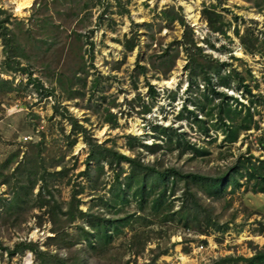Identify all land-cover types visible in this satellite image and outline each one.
Returning <instances> with one entry per match:
<instances>
[{
  "label": "rangeland",
  "instance_id": "374dc122",
  "mask_svg": "<svg viewBox=\"0 0 264 264\" xmlns=\"http://www.w3.org/2000/svg\"><path fill=\"white\" fill-rule=\"evenodd\" d=\"M19 2L0 0V19L9 18L6 24L19 35L26 53L25 70L9 71L3 64L5 47L0 38V77L12 80L11 89L0 91V264H24L28 257L32 264H56L29 249L10 256L8 248L23 241H33L69 263L75 261L76 248L84 264H236L220 260L228 255L252 256L264 248V192L254 190L256 179L243 177L240 187L228 186L217 197L208 194L206 185H192L186 178L190 173L219 176L251 156L264 160V0H31L29 7L18 10ZM187 5L196 9L197 19L189 16ZM206 6L223 15L226 33L210 28L202 15ZM165 10L180 18L166 17ZM182 18L193 27L197 45L231 63L223 70L231 71L230 87L220 90L251 106L254 113L255 127L233 143L215 128L220 125L217 115L209 117L201 110L205 93L213 99L210 104L221 100L206 90L204 81L190 88L188 53L180 43L185 32ZM247 25L257 26L254 35L261 48L255 53L235 31L236 27L243 33ZM75 33H81L80 41ZM127 40L135 44L132 50L125 46ZM82 55L86 65L74 75ZM165 59L173 60L170 71ZM139 65L147 71L140 72ZM233 67L240 75L232 73ZM241 77L252 94L244 90ZM151 86L157 93H151ZM186 103L204 123L194 121L187 110L182 120L178 117ZM108 109L116 115L117 126L106 121ZM155 123L185 132L182 143L164 137L154 129ZM200 124L208 128V135ZM129 134L154 144L153 148L138 142L130 148ZM89 140L138 155L160 169L180 171L183 177L174 183L171 209L144 211L133 197L123 208L111 205L112 168L105 164L98 170L90 161L91 176L80 174L88 166ZM188 144L204 149L197 154L186 148ZM45 164L50 170L65 167L68 172L49 177L46 198L53 195L66 210L73 185L81 184L75 203L90 215L68 223L60 212L54 214L65 220L59 228L49 213L53 201L40 207L37 195L43 181L36 179ZM121 165L128 167L126 162ZM33 183L29 191L26 187ZM188 187L196 196L188 202L192 209H182ZM18 189L23 192L17 203ZM126 213L134 214L132 223L115 233L108 245L89 251L87 241L81 240L71 246V235L79 234L81 226L89 229L87 220L93 215L113 218Z\"/></svg>",
  "mask_w": 264,
  "mask_h": 264
},
{
  "label": "trees",
  "instance_id": "16d2710c",
  "mask_svg": "<svg viewBox=\"0 0 264 264\" xmlns=\"http://www.w3.org/2000/svg\"><path fill=\"white\" fill-rule=\"evenodd\" d=\"M164 12L166 14V17L172 20H174L175 18H180L178 13L170 14L168 10H165ZM202 15L206 18L210 28L213 31L226 33V23H224V17L214 8V6H206L205 8H203ZM8 22L9 18H5L3 20L0 19V38H2L5 47V57L3 64L9 71L17 70L20 68L25 70V67L22 64V58L26 56V53L24 52L25 45L21 44L18 38L19 35L16 32L14 33L13 30L9 28V25L6 24ZM181 24L184 25L185 32L183 35V40H181L180 43L181 45H184L185 50L188 53V62L185 69L188 71L190 88L194 84H196L197 87L199 80L204 81V83L207 85L206 90L214 93L215 95H217V98L221 100V102H219V104L217 105L210 104L213 99H211L209 95L205 93V103L201 105V110H203L205 112V115L209 117H214L215 115H217L216 119L220 121V125L215 124V128H217V130L221 129V131L225 135L224 138L228 143H233L237 141L242 132H247L251 128L255 127V116L254 113L251 112V106H247L244 102L239 101L237 97L235 98L232 95H227V92L225 93L220 90V87L222 86L230 87L229 85L231 83L228 77L231 71L229 73H223V70L225 66H228L231 63L225 60L220 61L218 58H214L211 53L205 52L203 47L201 45H197V43H195L193 37L191 36L193 34V27H191L190 24L183 20V18L181 19ZM256 27L254 28L251 25H247L242 31L243 33H240L239 28L235 27V31L239 35L242 44L248 50H250V52L253 53H255L254 51L256 50H260L261 48V45H259V43H256L257 38L254 35V30L256 31L257 29ZM75 36L76 41H80L82 39L81 33H75ZM125 46L128 50H132L135 44H132L129 40H127ZM166 53L168 56L169 50H166ZM163 61H167V71H170L173 66L171 67L168 65L173 60L165 59ZM86 62L87 61L84 59L83 55L79 57L76 62L78 65L73 72L74 75H76L77 71H80V69H82L84 65H86ZM139 68L140 72L142 73L147 71V67L145 65H139ZM232 73L235 75H240L235 67L232 68ZM243 78L244 77H241L240 82L243 84L244 90L248 94H252V89L250 88L249 84L244 83ZM5 87H8V90L11 89L12 80H6L0 77V91H2V89ZM8 90H6L5 92H7ZM151 93H157L156 89L153 86H151ZM229 101H231V103L233 104L234 101H236V105H231ZM252 102H254L253 99ZM184 110H187L189 113L194 115V121L198 123L205 122L204 119L198 116L197 112L188 109L187 105H184L183 110L181 111V115L178 116L179 118H184ZM215 110L217 111L215 112ZM243 110H245L244 114H242ZM105 119L113 126H117L118 122L116 115L110 112L109 109L107 110ZM76 123L77 121L75 120V124ZM153 127L155 130L164 135V137L169 136L171 141L176 140L179 144L182 143V138L185 135V132H178L177 128H174V126H164L160 123H155ZM200 127L203 133L207 135L209 134V130L204 124H200ZM81 130L83 129L81 128ZM127 138L130 148H134L137 142L142 146L150 149H152L154 145H149L144 142L142 143V140L139 137L131 134L127 135ZM89 144L90 151L87 158L88 166L84 171H80V174L91 176L90 161H94L95 167L98 170H103L104 165L108 164L114 172L115 180V188H113L114 199L111 200V205H120V207L123 208L124 205L130 204L131 198L133 197L137 201L138 208L144 211L150 208L154 213H167V208L171 209L172 203H174V198L170 199V197L175 196L176 192L174 183L177 182L178 176L183 177V174L180 171H178L176 168L160 169L158 168L156 163L148 164L138 155L129 156L111 146L100 143H93L91 140H89ZM194 145L195 144H188L186 148L194 150V152H196L197 154L202 152L201 149H204H200V147ZM29 160L30 161L26 162L27 164L31 162L30 158ZM122 162L128 163V167L125 168L124 165H121ZM126 172L129 173L124 175ZM66 175H68V172L65 167L60 170H50L49 166L45 164L42 165V173L40 174L39 178L36 179V181L38 179H41L43 181V184L41 185V188L37 195L38 198L42 201L40 202V207H42L44 203L46 204L50 200L53 201L54 204L51 206V211L49 213L53 216L54 221L59 228L64 225L65 220L68 223H71L79 216L90 215V213H88L87 211L78 209L79 206H77V204L75 203V201L77 200V196L80 195L83 190L81 184L73 185V197L69 202V207L66 210H63V206L53 198V195L50 194V200L47 199L44 195L45 191L49 192V177ZM31 176V173H29L28 178ZM243 177H247V179H256L257 182H254L253 184L254 190L256 192H264V160L258 159L254 161L253 156L245 158L244 161L240 160L238 164L234 165L227 172H224L216 177L199 173H190L186 175V178H190L189 183L193 185L199 182L202 185H206L208 194L217 197H221L222 195H224L227 191L228 186H231L232 188L240 187L242 185L240 179ZM95 179L96 178L94 177L93 181ZM34 183L30 186H27L26 188L29 191L33 190ZM19 192L23 191L19 189L17 190V192L15 193L17 195L15 202L20 198V196L18 195ZM185 196L187 203L183 202L182 209H192V207L188 205V202L190 199L192 200V198H195V191L192 190L191 187H188V189L185 190ZM18 202L19 200L17 201V203ZM59 212L64 215L65 220L59 217H54V214H57ZM134 214L126 213L124 216L113 218L105 216L98 217L96 215H93L92 219L87 220L90 225L89 229L86 226H81V232L79 234H75L74 236L71 235V246L75 247L81 240L87 241L89 251H95L100 246L108 245L115 233H118L124 226L132 223ZM65 233L66 232H64V234ZM27 249L33 251L37 256H39V258L42 256L52 258L56 264H84L82 262L84 260L83 256L79 250H76V248L75 261L69 263V261L62 260L61 255L53 254L48 250H41L38 247L37 243L33 241H23L19 244H16L14 248H8V254L10 256H14L15 254L19 253V251L20 253H23ZM222 260L228 263L236 264L242 262L245 264H264V248L257 250L252 256L228 255L222 258L220 261ZM46 262L47 261H43V264H45Z\"/></svg>",
  "mask_w": 264,
  "mask_h": 264
},
{
  "label": "bare ground",
  "instance_id": "6f19581e",
  "mask_svg": "<svg viewBox=\"0 0 264 264\" xmlns=\"http://www.w3.org/2000/svg\"><path fill=\"white\" fill-rule=\"evenodd\" d=\"M30 5H31V0H21V2H19L18 6H17V9H18V10H22L23 8L29 7ZM186 7H187V12L189 13V16H190L191 18H193V19H197L196 9L193 8V6L191 7V6H189V5H187ZM173 79H174V78H173ZM172 82H173V81H172ZM167 83L170 84L171 81L169 80V81H167ZM170 85H171V84H170ZM31 262H32V261H31L30 257H28V258L26 259V262H25L24 264H32Z\"/></svg>",
  "mask_w": 264,
  "mask_h": 264
},
{
  "label": "clouds",
  "instance_id": "9594fccd",
  "mask_svg": "<svg viewBox=\"0 0 264 264\" xmlns=\"http://www.w3.org/2000/svg\"><path fill=\"white\" fill-rule=\"evenodd\" d=\"M229 95H232V96H233V94H229ZM242 102H243V101H242ZM245 104H246V103H245ZM184 105H187V103L184 104ZM184 105H183L182 108L180 109L181 111L183 110ZM180 119L182 120V118H180Z\"/></svg>",
  "mask_w": 264,
  "mask_h": 264
}]
</instances>
